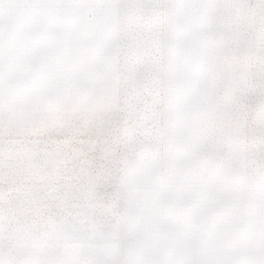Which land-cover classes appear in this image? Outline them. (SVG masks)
I'll use <instances>...</instances> for the list:
<instances>
[{"label":"snow or ice","instance_id":"snow-or-ice-1","mask_svg":"<svg viewBox=\"0 0 264 264\" xmlns=\"http://www.w3.org/2000/svg\"><path fill=\"white\" fill-rule=\"evenodd\" d=\"M0 264H264V0H0Z\"/></svg>","mask_w":264,"mask_h":264}]
</instances>
